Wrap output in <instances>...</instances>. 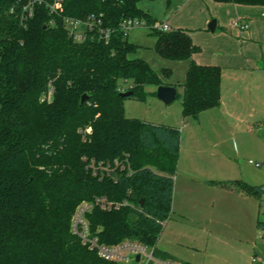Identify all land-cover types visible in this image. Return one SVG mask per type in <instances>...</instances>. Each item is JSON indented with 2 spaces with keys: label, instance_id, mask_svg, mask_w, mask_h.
I'll list each match as a JSON object with an SVG mask.
<instances>
[{
  "label": "trees",
  "instance_id": "obj_1",
  "mask_svg": "<svg viewBox=\"0 0 264 264\" xmlns=\"http://www.w3.org/2000/svg\"><path fill=\"white\" fill-rule=\"evenodd\" d=\"M31 1L0 0V264H118L72 232L75 210L106 197L118 207L95 204L87 214L100 241L156 247L172 212L181 145L179 128L125 114L123 91L145 100L156 95L148 87L168 85L173 72L132 57L138 45L123 24L149 28L163 58L190 60L184 83L175 85L184 120L221 104L222 68L194 60L201 47L189 31L154 26L140 4L157 0H61L57 10L56 0H42L23 17ZM66 16L95 19L111 36L100 39L96 27L93 38L76 41ZM236 188L264 194V184L237 181ZM156 254L173 258L157 247Z\"/></svg>",
  "mask_w": 264,
  "mask_h": 264
},
{
  "label": "rangeland",
  "instance_id": "obj_2",
  "mask_svg": "<svg viewBox=\"0 0 264 264\" xmlns=\"http://www.w3.org/2000/svg\"><path fill=\"white\" fill-rule=\"evenodd\" d=\"M157 4L153 11L162 20ZM232 105L231 114L218 106L184 120L181 98L170 104L152 94L145 100L124 99L127 117L171 124L181 130L178 163L196 167L193 193L188 200L178 198L189 214L180 220L179 213L172 210L156 247H172L191 264H254L252 258L264 251V229L257 226L258 221H264V194L236 188L237 181L264 184V106L245 101ZM203 210L211 211L208 220L195 217L202 216ZM258 236L261 240L257 241Z\"/></svg>",
  "mask_w": 264,
  "mask_h": 264
},
{
  "label": "crops",
  "instance_id": "obj_3",
  "mask_svg": "<svg viewBox=\"0 0 264 264\" xmlns=\"http://www.w3.org/2000/svg\"><path fill=\"white\" fill-rule=\"evenodd\" d=\"M154 3L160 5L162 20L159 18L160 15L153 11ZM141 7L157 22L167 23L170 29L181 28L189 31L194 43L201 47V51L193 56L197 63L218 65L222 68V99L219 107H223L224 112L232 113L233 102L245 101L250 105L264 106V6L217 3L214 0H172L167 6L166 0H157L147 1L146 4L144 2ZM213 19L217 20L215 31L209 28ZM237 19L248 23L249 27L247 29L235 27L233 22ZM128 39L138 45L132 57L146 60L159 73L163 68H171L172 77L165 80L168 85L184 83L190 60H169L160 56L155 50L156 37L147 27H132ZM176 88L178 91L181 89ZM156 89L150 88L151 91ZM165 125L176 127L171 124ZM180 163H178L180 169L177 167L175 177L172 210L177 211L179 219L182 220L186 219L185 214L189 212L186 206L178 204V198L188 200L193 193L191 184L196 177L194 172L196 167L192 163L181 167ZM210 214L211 211L206 213L203 210L202 216L198 214L195 217L203 221L208 220ZM258 228L264 229L259 226ZM262 236L264 238V235ZM256 240L261 238L258 236ZM158 249L178 261L191 264L179 257L176 249L172 247L164 246ZM256 256L264 261L263 250Z\"/></svg>",
  "mask_w": 264,
  "mask_h": 264
},
{
  "label": "built area",
  "instance_id": "obj_4",
  "mask_svg": "<svg viewBox=\"0 0 264 264\" xmlns=\"http://www.w3.org/2000/svg\"><path fill=\"white\" fill-rule=\"evenodd\" d=\"M41 1L42 0H32L30 4L25 5L23 8V17H31L34 11V3ZM61 7V0H56L51 6L52 10H57ZM64 21L66 28L76 41L86 40L96 27L100 39L108 40L111 36V28L100 26L101 22H96V20L92 18L86 20L66 16ZM233 24L235 27L241 29H247L249 27L248 23H244L240 19L235 20ZM126 25L130 30L132 27L138 26L139 24L137 22L128 21V23L123 24V26ZM154 26L162 30L170 29L167 23L162 22H156ZM91 37L93 38L92 35ZM45 97L43 99H45ZM95 204L100 205L105 210L111 209L113 206L118 207V205H114L107 200L106 197H98L95 202H82L79 204L72 217L71 230L81 238L83 244L87 245L91 250L96 251L101 258L117 263L125 262L126 264H187L173 258L158 256L155 246H147L139 241L125 240L117 244H106L101 242L99 236L92 232L87 217V214L93 209ZM252 262L254 264H264V261L258 256H254Z\"/></svg>",
  "mask_w": 264,
  "mask_h": 264
},
{
  "label": "water",
  "instance_id": "obj_5",
  "mask_svg": "<svg viewBox=\"0 0 264 264\" xmlns=\"http://www.w3.org/2000/svg\"><path fill=\"white\" fill-rule=\"evenodd\" d=\"M216 25H217V20L216 19H213L211 21V23L209 24V28L212 30V31H215V28H216ZM133 94V91L131 90H126V91H123L121 93V95L123 97H129ZM177 95H178V90L176 88V86L174 85H160L157 87L156 89V96L161 100L163 101L165 104H170L172 103L176 98H177ZM87 99V95H83L82 96V101L86 100ZM145 199H141V205H143ZM138 259H139V256H138Z\"/></svg>",
  "mask_w": 264,
  "mask_h": 264
}]
</instances>
